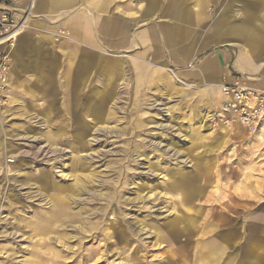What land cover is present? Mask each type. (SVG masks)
<instances>
[{
    "label": "rangeland",
    "instance_id": "1",
    "mask_svg": "<svg viewBox=\"0 0 264 264\" xmlns=\"http://www.w3.org/2000/svg\"><path fill=\"white\" fill-rule=\"evenodd\" d=\"M22 1L0 4L19 13ZM157 1L150 15L149 0L31 13L44 69L19 73L0 99V264H205L213 250L230 264L255 251L264 264V118L247 128L219 111L207 91L222 95L220 85L192 73L208 50L189 63L186 41L173 54L168 0ZM205 3L199 28L182 25L207 41L220 5ZM72 56L74 67L99 56L120 65L103 93L105 122L68 121ZM234 59L229 81L251 78L264 92L252 80L264 78L236 72ZM104 85L95 69L81 100Z\"/></svg>",
    "mask_w": 264,
    "mask_h": 264
},
{
    "label": "crops",
    "instance_id": "2",
    "mask_svg": "<svg viewBox=\"0 0 264 264\" xmlns=\"http://www.w3.org/2000/svg\"><path fill=\"white\" fill-rule=\"evenodd\" d=\"M52 1L54 4L56 3V0ZM206 1L210 2V0L167 1L169 4L167 13L174 20V23L163 25V37L166 47L175 54V51L187 41L188 44L183 48L181 56L186 58V61L189 63L201 52L208 50L209 54L196 68L197 72H192L193 74H197L195 78H197L198 84H217L216 86L218 87L224 76L230 77L227 73L229 72L233 55L235 57L233 68L236 72L264 78V62L261 60L264 50V0H229L225 5L219 4V0H211V2L215 3V7H218V4L220 7L218 14L215 12L214 19L207 28L213 37L205 41L204 38L200 39L197 28L202 25ZM157 3V0H149L150 7L146 11L147 15H150L151 11L152 13L154 12L153 9L157 7ZM75 4L76 0H74V4L70 8L56 7L54 9L52 4L48 2L36 15L38 16L40 13L49 10L52 13L56 12L60 16L64 14V11L65 13L69 12ZM13 7L0 4L2 12L13 10ZM192 18L198 19L196 29L192 30L182 25L184 21L191 20ZM136 22L134 26L145 23V20H142L140 23ZM32 25L34 26V24L30 23L29 27ZM237 30H240V33ZM30 32L33 31L30 30ZM28 35L32 36L31 33L29 34V30L17 40L15 49L12 51L11 64H16V70L12 71L11 69L10 71L11 83L16 82L19 73L29 72L32 69L38 71L44 69L45 61H43L41 51L29 40ZM123 41L124 43L126 42L125 39ZM211 47L215 49L212 52L209 51ZM221 47H224L225 50L221 49ZM229 47L235 48L238 50V53L232 50L231 54L228 51ZM69 62L70 67L73 66V69L69 67V71L65 73L62 84L65 93L69 97L67 102H71L74 105V109L67 113L68 121L84 123L82 116H88L92 118L94 123L105 122L109 117L107 118L104 107L109 101L107 100V96H103V93L105 87L107 88L112 83L113 76L121 69L120 65L108 59H103L100 56L94 60L84 58L81 62H78L76 67H74L75 59L73 56L70 57ZM95 69L100 74L102 80L105 81V85L102 86V90L81 100V97L84 96L86 83L90 79L91 72ZM254 82L264 88V79L255 78ZM207 96L213 97L215 106L221 111L222 107L219 108V106L224 101L223 96L217 90L213 92L207 91ZM219 97H222V100ZM204 255L206 257L205 264H230L227 260L221 261L220 257L222 255L220 252L215 253L213 250L212 252H206ZM260 257V253L252 251L248 253L246 260L247 263L258 264ZM236 264L241 263L236 262Z\"/></svg>",
    "mask_w": 264,
    "mask_h": 264
},
{
    "label": "built area",
    "instance_id": "3",
    "mask_svg": "<svg viewBox=\"0 0 264 264\" xmlns=\"http://www.w3.org/2000/svg\"><path fill=\"white\" fill-rule=\"evenodd\" d=\"M11 0H6L9 4ZM22 18L19 13L6 10L0 13V99L4 97L9 86L12 62L11 51L16 46V31ZM251 79V78H248ZM224 76L220 91L224 96L223 110L233 122L238 121L247 128L257 127L264 118V92L258 91L247 83L245 77Z\"/></svg>",
    "mask_w": 264,
    "mask_h": 264
},
{
    "label": "bare ground",
    "instance_id": "4",
    "mask_svg": "<svg viewBox=\"0 0 264 264\" xmlns=\"http://www.w3.org/2000/svg\"><path fill=\"white\" fill-rule=\"evenodd\" d=\"M50 0H30V1H28V0H23L22 2H19V3H17V4H15V7L17 6H21V5H24V7L23 6H21V8H20V10L18 11L19 12V14L20 15H22L23 16V22H22V24H20L19 25V27H18V29H17V31H16V36H17V39H16V42H17V40L23 35V34H26L27 33V26H28V19H29V17H31V13L33 12V13H37L42 7H44V6H46L47 5V2H49ZM52 1V0H51ZM53 2V1H52ZM28 3H29V5H28ZM56 6H53V8L54 9H56V7H63V8H70V7H72L73 6V4H74V0H56ZM54 4V5H55ZM28 6V7H27ZM26 7H27V10H26ZM27 12H26V11ZM25 12H26V14H25ZM232 28H234V27H232ZM240 30H242V29H240ZM240 30H237V32L238 33H240ZM237 34V33H236ZM15 49V48H14ZM13 49V50H14ZM12 50V51H13ZM12 51H11V53H12ZM12 63V62H11ZM238 63V62H237ZM211 64V63H210ZM209 66H211V65H209ZM217 66V65H216ZM16 67V64L15 63H13V65L11 64V69H12V71H14L15 68ZM212 68V67H211ZM210 68V69H211ZM11 69H10V71H11ZM207 69V68H206ZM239 71V70H238ZM9 80H10V77H9V79H8V84H9ZM248 80H251V79H248ZM252 80H254L255 81V79H252ZM253 82V81H252ZM221 85V84H220ZM224 97V96H223ZM221 112L222 113H224V111L222 110V108H221ZM150 234H152L151 232H150Z\"/></svg>",
    "mask_w": 264,
    "mask_h": 264
},
{
    "label": "trees",
    "instance_id": "5",
    "mask_svg": "<svg viewBox=\"0 0 264 264\" xmlns=\"http://www.w3.org/2000/svg\"><path fill=\"white\" fill-rule=\"evenodd\" d=\"M0 1H4V0H0Z\"/></svg>",
    "mask_w": 264,
    "mask_h": 264
}]
</instances>
